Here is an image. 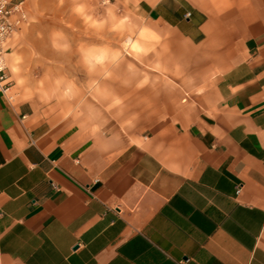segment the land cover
Returning a JSON list of instances; mask_svg holds the SVG:
<instances>
[{"label":"crops","instance_id":"crops-1","mask_svg":"<svg viewBox=\"0 0 264 264\" xmlns=\"http://www.w3.org/2000/svg\"><path fill=\"white\" fill-rule=\"evenodd\" d=\"M46 1L5 55L0 264H264V0H115L114 44Z\"/></svg>","mask_w":264,"mask_h":264},{"label":"rangeland","instance_id":"rangeland-1","mask_svg":"<svg viewBox=\"0 0 264 264\" xmlns=\"http://www.w3.org/2000/svg\"><path fill=\"white\" fill-rule=\"evenodd\" d=\"M39 15L42 19L37 30L46 37L56 32H94L105 26L107 42L114 44L109 33L122 32L125 38L131 31L130 10L119 8L115 0H47ZM122 42L124 47L129 45L125 39Z\"/></svg>","mask_w":264,"mask_h":264},{"label":"built area","instance_id":"built-area-1","mask_svg":"<svg viewBox=\"0 0 264 264\" xmlns=\"http://www.w3.org/2000/svg\"><path fill=\"white\" fill-rule=\"evenodd\" d=\"M28 22L25 0H0V91L8 94L10 98L13 81L5 56L7 46L17 30Z\"/></svg>","mask_w":264,"mask_h":264}]
</instances>
